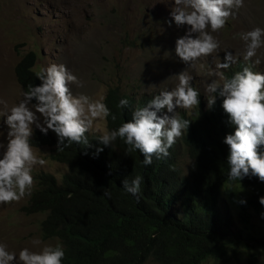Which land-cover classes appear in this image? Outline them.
<instances>
[{
	"label": "trees",
	"instance_id": "trees-1",
	"mask_svg": "<svg viewBox=\"0 0 264 264\" xmlns=\"http://www.w3.org/2000/svg\"><path fill=\"white\" fill-rule=\"evenodd\" d=\"M38 58L31 51L15 68L24 91L40 83L35 75ZM242 67L243 62L238 61L227 74L231 76ZM121 99L129 100L127 108H117ZM149 100L109 88L104 103L117 119L107 118L108 131L129 121L132 110L146 106ZM221 105L222 98L212 109L204 108L200 97L199 110L193 116L180 115L192 122L181 142L193 161L188 176L179 168L177 143L168 158L153 157L152 165L146 167L139 151L128 153L121 140L105 147L98 142L100 135L86 133L92 147L72 144L63 152L56 149L52 159L66 165L67 173L61 182L49 173L37 175V186L22 211L46 214L41 222L42 235L44 239H59L65 251L62 264H145L150 259L158 264H206L240 254L235 245L244 247L246 264H257L258 254L249 241L259 240L241 242L228 205L240 208L241 221L250 224L247 209L264 210L259 204L264 183L256 178L245 179L242 185L227 181L228 147L222 141L234 129L228 125ZM56 144L54 133H34L32 146ZM97 147L104 149L98 155ZM137 175L143 178L139 202L123 191L121 183L125 178L131 182ZM231 186L259 190L260 194L241 204L233 200ZM225 189L231 200L223 204ZM104 192L110 193V198Z\"/></svg>",
	"mask_w": 264,
	"mask_h": 264
},
{
	"label": "clouds",
	"instance_id": "clouds-1",
	"mask_svg": "<svg viewBox=\"0 0 264 264\" xmlns=\"http://www.w3.org/2000/svg\"><path fill=\"white\" fill-rule=\"evenodd\" d=\"M169 2L174 6L168 26L172 27L174 23L177 29L185 30V34L176 40L174 52L186 69L168 78H175L174 87L160 91L146 106L133 109L129 121L114 130H105L98 139L105 147L121 140L128 153L139 151L146 167L152 165L153 157L156 160L168 158L170 149L189 129L192 122L182 119L178 110L190 112L200 105L201 96L192 85L194 77L189 70L197 66L203 68L202 62L209 57H219L221 42L215 34L225 29L229 19L235 18L245 0ZM238 35L243 42V50L239 53L243 60L242 69L231 76L227 74V70L238 63L239 57L224 50L223 62L218 59L207 71V76L212 79L206 84L205 97L208 109H212L217 97L222 98L227 123L234 129L222 141L228 147L227 181L242 185L245 179L256 178L264 183V72L253 70L254 66L261 64L258 53L264 49V28L255 27ZM35 75L40 83L29 85L27 91H22V99L17 104L0 112V205L18 204L25 197L30 198L40 174L33 177V169L47 164L38 155L40 149L32 146L34 130L45 136L54 133L57 144L44 146L63 152L72 144L92 147L86 133L90 134L98 122L106 121L109 116L113 121L117 119L103 102L104 97L93 99L82 93L73 94L71 86L82 88L84 82L66 65L52 63L39 68ZM0 104L7 108L6 101L0 100ZM128 106L129 100L121 99L117 108ZM103 150V147H97L96 154ZM83 154L87 155V152ZM142 179L137 175L131 182L126 178L121 182L123 191L135 197L137 202ZM103 195L110 198L111 194L104 192ZM240 203L246 204V201ZM259 204L264 206V196L259 197ZM261 218L264 219V213ZM32 243L39 245L42 241L37 239ZM64 257L65 251L60 244L45 245L39 251L25 247L17 255L10 252L6 244L0 243V264H62Z\"/></svg>",
	"mask_w": 264,
	"mask_h": 264
},
{
	"label": "rangeland",
	"instance_id": "rangeland-1",
	"mask_svg": "<svg viewBox=\"0 0 264 264\" xmlns=\"http://www.w3.org/2000/svg\"><path fill=\"white\" fill-rule=\"evenodd\" d=\"M173 6L169 0H0V100L7 103V108L0 104V112L7 111L22 99L24 90L18 83L15 68L31 51L39 56L36 71L52 63L64 64L84 82L82 88L71 86L74 95L82 93L105 100L108 89L116 87L141 99L153 98L160 91L171 89L176 80L168 78L187 67L174 52L175 42L185 30L177 29L174 23L169 27L167 23ZM255 27L264 28V0H245L235 18L229 19L225 29L215 34L221 42L219 57H209L202 62L203 68L197 66L189 70L194 77L192 85L200 91L204 108H207L205 87L212 79L207 76V71L218 59L223 62L224 50L239 57L243 42L238 34ZM258 57L261 64L253 69L264 72V49ZM238 61L243 62L242 57ZM151 85L156 87H149ZM198 110L199 106L190 112L178 111L180 115L191 117ZM107 124V120L100 121L89 133L102 135L108 131ZM36 131L39 130L34 133ZM182 136L176 142L177 162L188 176L193 161L181 143ZM33 148L40 149L38 155L47 161L44 167L33 169V177L50 173L61 181L68 168L52 159L55 148ZM36 184L35 181L33 189ZM230 190L235 193L233 200L238 203L260 194L259 190H245L239 186ZM261 193L264 196V189ZM221 198H224L223 204L227 203L226 199L231 200L229 191L225 189ZM28 199L29 196L18 204L0 205V243L6 244L8 250L17 255L25 247L39 251L45 245L60 244L58 238L43 239L41 222L46 214L27 215L21 211ZM228 207L234 215V232L240 235L241 242L246 243L247 238L259 240L249 243L255 246L257 264H264V219L261 218L264 210L258 213L252 207L248 208L249 224L241 221L240 208ZM37 239L42 243L34 245L32 241ZM235 247L240 254L225 255L206 264H246L244 247ZM145 264L158 263L150 259Z\"/></svg>",
	"mask_w": 264,
	"mask_h": 264
}]
</instances>
